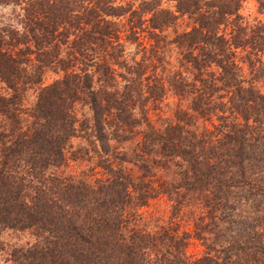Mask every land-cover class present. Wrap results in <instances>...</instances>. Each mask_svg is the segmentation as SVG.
<instances>
[{
  "label": "trees",
  "instance_id": "1",
  "mask_svg": "<svg viewBox=\"0 0 264 264\" xmlns=\"http://www.w3.org/2000/svg\"><path fill=\"white\" fill-rule=\"evenodd\" d=\"M209 3L214 7L207 12L211 20L177 38L185 57L187 49L201 47L196 56L183 57L196 70L193 80L216 95L221 91L218 97L225 99L217 104L218 124L203 132L196 126L203 95L158 126L147 119L139 62L119 75L121 85L108 79L114 83L111 91L93 90L89 73L64 74L40 88L24 110L17 91L34 83L40 68L28 74L23 62L0 52V78L11 93L0 97V121L9 123L0 129L2 264H264V93L255 85L264 79V66L254 59L256 35L247 38L246 28L237 27L229 40L212 32L217 17L236 7ZM93 27L75 35L80 63L89 57L81 40L99 33ZM263 28L258 23L254 30ZM53 32L51 27L45 33L52 37ZM228 45L247 48V80L229 60ZM205 65L218 70L213 82L200 78ZM93 66V74L98 67L108 74L101 63ZM78 93L86 97L89 125L78 122L73 112ZM109 109L116 125H122L117 132L105 127ZM80 135L85 146L81 158L94 161L99 178L57 174L66 144ZM157 196L170 202L172 216L189 212L192 235L141 210ZM4 233H26L32 241L8 245L1 240ZM190 236L203 248L198 257L188 253Z\"/></svg>",
  "mask_w": 264,
  "mask_h": 264
},
{
  "label": "rangeland",
  "instance_id": "2",
  "mask_svg": "<svg viewBox=\"0 0 264 264\" xmlns=\"http://www.w3.org/2000/svg\"><path fill=\"white\" fill-rule=\"evenodd\" d=\"M53 1L0 0V52L23 62L20 66L24 67L28 74H31L30 71L36 66L40 68L34 83H26L19 87L17 95L20 108L28 110L35 102L40 88L59 80L64 74L73 73L80 76L86 72L92 75L93 90H115L112 87L114 83L108 79L115 78V84L121 85L119 75L126 74L132 62H139L143 70L140 92L147 96L142 107L152 124L158 126V121L162 118L173 119L174 112L188 108L196 95H203L202 100H205L202 101L201 114L196 121L198 132H203L204 129L211 130L210 124H218L215 119L218 114L217 104L225 102V99H220L218 94L223 93L220 91L216 95L213 90H208L206 85L201 88L193 80L196 70L183 58L185 57L181 53L183 46H177V43L181 45L180 40L177 42L178 37L190 33L201 23L211 20L207 12L214 10V7L209 2L217 0ZM219 2L220 4L230 2L232 5L230 8L234 6L236 8L228 15L217 17L220 22L215 25L217 27L212 31L213 34L229 40L235 34L237 27L246 28L244 35L247 38L256 35L253 48L258 50V53L254 59L264 66V28L262 31L254 30L258 28V23L264 24V0H219ZM206 3H209V7L205 6ZM10 5L12 7H9ZM38 22L41 23L40 26ZM96 25L95 29L93 26ZM45 27L47 31H50L51 27L54 28L52 37L45 33ZM92 27L99 33L95 34L94 31L91 37H84L81 40L86 47L83 50H86L85 54L89 57H85L81 61L83 63H80L75 35ZM97 35L101 36L103 42L96 40ZM198 48L201 47L196 45L184 51L189 52L185 58L196 56ZM247 51V48L234 49L230 45L226 47L229 60L241 68V78L244 80L249 77L244 59ZM36 54L40 55L38 59ZM251 58H253L252 54ZM94 62L106 66L108 74L104 76L103 69L99 67L93 74ZM202 70L200 78H205L206 82L209 80L213 82L218 76V70L214 66L205 65ZM255 85L264 93L263 78L257 80ZM180 86L184 87L180 88ZM153 89L156 91L153 92ZM148 90L152 93L148 94ZM156 92H159L158 96L154 95ZM207 93H210V97L205 98ZM10 95L9 88L0 78V97L7 98ZM77 95L79 100L74 103L73 112L78 122L85 121L89 125L90 111L86 97L81 93ZM104 118L108 132L113 130L117 132L122 128V125H116L114 114L110 109L105 112ZM5 124L9 123L0 121V129ZM84 128L82 127L83 130ZM5 130L7 132L8 128L5 127ZM134 130L133 127L132 131ZM82 132L84 131H80L79 134ZM137 138L135 136V139ZM83 143L80 135L66 144L65 162L58 169L57 174L86 178L87 181L100 177V170L93 168L94 161L87 162L81 158L80 151L85 148ZM111 144L115 146L117 143ZM169 206L170 202L165 197L157 196L148 200L147 206L141 210L146 215H152L153 218L171 222L179 232L186 230L192 235L189 212L182 210L172 216ZM1 240L8 245H20L32 241L26 233L16 235L4 233ZM189 243L188 253L193 258L200 256L203 248L199 242L190 236ZM2 259L3 256L0 257V264Z\"/></svg>",
  "mask_w": 264,
  "mask_h": 264
},
{
  "label": "clouds",
  "instance_id": "3",
  "mask_svg": "<svg viewBox=\"0 0 264 264\" xmlns=\"http://www.w3.org/2000/svg\"><path fill=\"white\" fill-rule=\"evenodd\" d=\"M9 7H12L11 5Z\"/></svg>",
  "mask_w": 264,
  "mask_h": 264
}]
</instances>
